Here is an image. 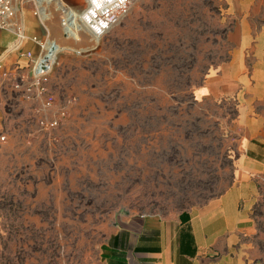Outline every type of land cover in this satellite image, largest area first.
I'll use <instances>...</instances> for the list:
<instances>
[{
  "label": "rangeland",
  "instance_id": "rangeland-1",
  "mask_svg": "<svg viewBox=\"0 0 264 264\" xmlns=\"http://www.w3.org/2000/svg\"><path fill=\"white\" fill-rule=\"evenodd\" d=\"M63 1L79 15L85 4ZM262 1L137 0L97 43L65 38L49 7L63 49L49 90L56 107L75 102L46 134L36 104L0 98V264H101L121 214L174 216L231 191L250 211L246 262L264 264V164L246 161L264 154ZM35 8L19 18L46 38Z\"/></svg>",
  "mask_w": 264,
  "mask_h": 264
},
{
  "label": "crops",
  "instance_id": "crops-1",
  "mask_svg": "<svg viewBox=\"0 0 264 264\" xmlns=\"http://www.w3.org/2000/svg\"><path fill=\"white\" fill-rule=\"evenodd\" d=\"M19 21L27 35H37L34 19L25 15ZM15 41L13 33L0 30V57L7 55L9 64L17 59L16 53L9 52ZM24 50L38 53L31 41ZM227 76L226 89L232 90V73ZM218 88L224 95L226 91ZM260 92L264 93V85ZM246 161L251 171H257L264 164V154L250 149ZM240 201L239 191H231L219 203L174 216L121 214L102 244L101 264H247L245 239L253 226L250 211Z\"/></svg>",
  "mask_w": 264,
  "mask_h": 264
},
{
  "label": "built area",
  "instance_id": "built-area-1",
  "mask_svg": "<svg viewBox=\"0 0 264 264\" xmlns=\"http://www.w3.org/2000/svg\"><path fill=\"white\" fill-rule=\"evenodd\" d=\"M34 16L38 17L47 36H29L19 21V15L24 10L28 0H0V30L13 33L16 41L10 48V53H16L14 64H9L7 55L0 57V98L7 94L18 96L36 104L39 109L38 126L40 131L52 134L63 126L72 114L75 99L68 96L64 103L56 107L55 97L49 90L48 82L54 69L58 55L63 51L57 50L59 43L51 39L50 30L40 16V9L36 0ZM137 0H84V7L80 12V23L86 33L92 38L100 40L107 35L123 19L130 7ZM64 14V13H63ZM70 21L65 15L62 17V27L67 28ZM80 32H78L79 35ZM66 36V32L64 31ZM78 35L74 40H78ZM73 39V38H70ZM31 41L38 48V53L24 50L25 43ZM48 41L52 44L50 53H55V59L43 60L48 54ZM56 108V109H55ZM5 136H0L4 142Z\"/></svg>",
  "mask_w": 264,
  "mask_h": 264
},
{
  "label": "bare ground",
  "instance_id": "bare-ground-1",
  "mask_svg": "<svg viewBox=\"0 0 264 264\" xmlns=\"http://www.w3.org/2000/svg\"><path fill=\"white\" fill-rule=\"evenodd\" d=\"M36 3L40 7L41 19L44 22L51 20L50 14L48 13V9L50 6H54L58 11H62V10L64 11L63 12L64 15L70 21L67 28L64 29V31L67 33L66 34L67 38L75 39L79 31L87 32L84 26L79 21L80 15L78 14V12H76L75 10H71V11L68 10L63 0H36ZM92 40H94L96 43L98 42L97 41L98 39L92 38ZM51 47L52 44L48 41L47 44L48 54L45 56L43 60L50 59V62L52 63L55 59V53L53 55L52 53H50ZM57 50L62 51L63 49L61 48V46H59Z\"/></svg>",
  "mask_w": 264,
  "mask_h": 264
}]
</instances>
